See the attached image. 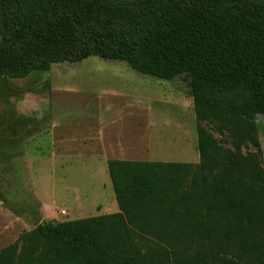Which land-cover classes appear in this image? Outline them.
<instances>
[{
	"label": "trees",
	"instance_id": "obj_1",
	"mask_svg": "<svg viewBox=\"0 0 264 264\" xmlns=\"http://www.w3.org/2000/svg\"><path fill=\"white\" fill-rule=\"evenodd\" d=\"M91 56L188 73L199 160L108 159L117 212L39 223L0 264H264V0H0V75Z\"/></svg>",
	"mask_w": 264,
	"mask_h": 264
},
{
	"label": "rangeland",
	"instance_id": "obj_2",
	"mask_svg": "<svg viewBox=\"0 0 264 264\" xmlns=\"http://www.w3.org/2000/svg\"><path fill=\"white\" fill-rule=\"evenodd\" d=\"M188 76L160 79L98 56L0 75V249L39 223L112 213L107 160L117 157L99 155L98 138L130 159L197 162ZM255 124L264 166L263 114ZM203 125L232 147L228 131Z\"/></svg>",
	"mask_w": 264,
	"mask_h": 264
},
{
	"label": "crops",
	"instance_id": "obj_3",
	"mask_svg": "<svg viewBox=\"0 0 264 264\" xmlns=\"http://www.w3.org/2000/svg\"><path fill=\"white\" fill-rule=\"evenodd\" d=\"M97 140L99 141L98 142L99 143V147H98V149H99V155L105 156V158L106 157L109 158L108 156H110V157H117L116 159L121 158L123 160L149 161L147 159L143 160L141 158H138V159L137 158L130 159V156L127 154V152L124 151L125 149L122 146L117 147V145H115L112 148H110V150L107 152V149H105V147L102 144H100L101 143V140H103V139L98 138ZM109 204L111 205V209L110 210H111L112 213L117 212L119 210L118 209V206H117V203L115 204L114 202L112 203V201H111ZM106 209L108 210V208H106Z\"/></svg>",
	"mask_w": 264,
	"mask_h": 264
},
{
	"label": "built area",
	"instance_id": "obj_4",
	"mask_svg": "<svg viewBox=\"0 0 264 264\" xmlns=\"http://www.w3.org/2000/svg\"><path fill=\"white\" fill-rule=\"evenodd\" d=\"M61 214H66V212L65 211H62Z\"/></svg>",
	"mask_w": 264,
	"mask_h": 264
}]
</instances>
